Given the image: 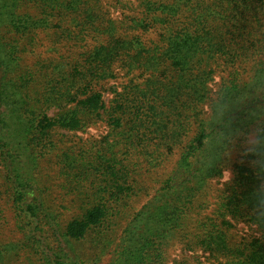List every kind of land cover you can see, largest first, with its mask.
I'll return each mask as SVG.
<instances>
[{
	"label": "trees",
	"instance_id": "trees-1",
	"mask_svg": "<svg viewBox=\"0 0 264 264\" xmlns=\"http://www.w3.org/2000/svg\"><path fill=\"white\" fill-rule=\"evenodd\" d=\"M116 2L129 6L120 20L108 0H0V165L23 233L0 242V264H17L22 252L36 264H87L72 242L103 223L109 208L97 202L63 224L27 167L58 148L57 130L82 129L107 111L102 82L138 70L149 76L141 85L127 81L109 119L120 126L127 115L135 139L151 131L153 150L166 145L180 156L138 224L125 230L113 264H165L175 243L218 264H264V0ZM148 32L158 39L148 43ZM44 37L54 41L45 57L37 52ZM243 57L254 62L246 81L235 66ZM212 62L231 68L214 98ZM59 156L66 170L93 165L74 149ZM107 159L103 173L115 184L119 159ZM229 166L233 179L211 210V182ZM235 220L258 235L235 240Z\"/></svg>",
	"mask_w": 264,
	"mask_h": 264
},
{
	"label": "rangeland",
	"instance_id": "rangeland-1",
	"mask_svg": "<svg viewBox=\"0 0 264 264\" xmlns=\"http://www.w3.org/2000/svg\"><path fill=\"white\" fill-rule=\"evenodd\" d=\"M108 1L112 5L113 17L120 20L129 6H123L122 2L118 4L116 0ZM122 1L130 3L132 7L139 2V0ZM143 37L148 43L150 39H158L155 32L144 33ZM53 42L52 37H44L42 45L37 47V52L42 53L43 57L47 56L46 49ZM61 54L66 56L68 52L62 49L58 55ZM253 63L243 57L235 65L241 72V81H246L250 77ZM212 64L214 74L208 87L209 95L214 98L217 97L221 83L228 79L231 68L224 63L212 62ZM138 71L128 75L120 71L116 78L102 82L98 90L103 95L107 111L102 109L101 116L96 117L82 129L57 130L54 141L58 144V148L41 157L36 169L27 167L28 171L41 179V185L47 194V202L52 209L61 213L63 224L79 215L82 208L90 207L97 202L101 201L109 208V216L103 223L93 227L83 239L72 242L74 250L87 264H113L116 261L125 230L138 224L139 212L155 197L180 156L179 148L171 152L166 145L161 146L160 152L153 150L150 146L156 138L151 131H142L147 134L143 138L135 139L131 135L133 130L127 121V115L120 114L122 117L120 126L114 125L109 119L111 112L109 106L114 104L117 92L123 90L127 81L134 77L141 85L145 77L149 76L148 72ZM209 103L208 100L204 102L205 115L210 112ZM52 112L57 113L58 109H52ZM192 135L191 131L190 136ZM253 139L254 136H251L249 143ZM69 148L88 157L93 165L85 166L78 172L73 168L69 170L61 168L63 163L59 162V154L62 149ZM114 153L119 159L117 167L115 166L119 175L115 184L108 173H103L105 169L101 166L109 163L105 158ZM236 158L234 154L233 159ZM232 179L233 170L232 166H229L222 177L211 182L208 195L211 210L215 207L218 194L227 188ZM232 235L238 241L258 235V231L251 223L235 220ZM21 238L23 233L17 226L12 194L4 169L0 165V242H16ZM182 259H188L192 264L219 263L205 251H189L177 243L167 249L165 264H173L175 260ZM36 262V257L30 252H22L17 264H36Z\"/></svg>",
	"mask_w": 264,
	"mask_h": 264
}]
</instances>
